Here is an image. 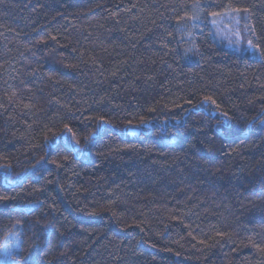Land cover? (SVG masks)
Masks as SVG:
<instances>
[{
	"label": "trees",
	"instance_id": "obj_1",
	"mask_svg": "<svg viewBox=\"0 0 264 264\" xmlns=\"http://www.w3.org/2000/svg\"><path fill=\"white\" fill-rule=\"evenodd\" d=\"M16 232L13 264H264V0H0Z\"/></svg>",
	"mask_w": 264,
	"mask_h": 264
},
{
	"label": "rangeland",
	"instance_id": "obj_2",
	"mask_svg": "<svg viewBox=\"0 0 264 264\" xmlns=\"http://www.w3.org/2000/svg\"><path fill=\"white\" fill-rule=\"evenodd\" d=\"M213 35L225 41L226 45L231 48H236L237 53H242V48L252 52V48L248 43H245L244 34L246 26L244 25V16L241 13L233 15L232 13L213 17L210 21ZM14 233L7 236L4 247L0 256V264H13L7 253L16 251L19 245L16 244ZM10 240V241H9ZM15 248V250H14Z\"/></svg>",
	"mask_w": 264,
	"mask_h": 264
},
{
	"label": "snow or ice",
	"instance_id": "obj_3",
	"mask_svg": "<svg viewBox=\"0 0 264 264\" xmlns=\"http://www.w3.org/2000/svg\"><path fill=\"white\" fill-rule=\"evenodd\" d=\"M213 15H218V14L217 13H213ZM249 45H250V47L256 48V46L253 45L251 41H249ZM212 103H215V101H212ZM222 115H226V114L225 113H222ZM13 235H14L16 244L19 245L20 244V240H21V233L20 232H16ZM20 251H22V249L20 247H17L16 253H13L12 251H9L7 253V255H8V257L10 259H14L15 254L19 253Z\"/></svg>",
	"mask_w": 264,
	"mask_h": 264
}]
</instances>
